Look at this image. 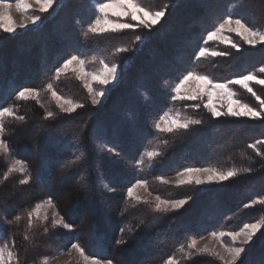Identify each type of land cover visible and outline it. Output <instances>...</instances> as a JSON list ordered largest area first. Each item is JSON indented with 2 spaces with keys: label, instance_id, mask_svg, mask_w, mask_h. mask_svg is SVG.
<instances>
[{
  "label": "trees",
  "instance_id": "16d2710c",
  "mask_svg": "<svg viewBox=\"0 0 264 264\" xmlns=\"http://www.w3.org/2000/svg\"><path fill=\"white\" fill-rule=\"evenodd\" d=\"M140 2L153 9L168 3L175 6L167 9L151 33L141 27L85 39L82 25L86 27L94 19L92 0H60L63 6L55 5L45 13L38 27L15 35L0 34V106L12 105L18 115L25 116V122L12 120L6 124L8 131L3 139L33 176L24 186L18 185L22 178L18 173L0 184V229L9 243L15 240L20 264H39L42 257L53 256L74 241L90 256L112 260L113 264H165L170 256L179 264H222L208 256L185 260L177 249L190 236L199 239L212 231H238L244 223L264 218V205L243 207L264 196V158L247 147L264 139V119H214L199 101L170 100L171 87L188 70L206 74L216 82L256 72L264 66V45L251 48L238 41L241 50L237 52L230 46L209 43L207 47L229 55L194 62V54L205 46L207 32L226 17L237 0ZM232 12L253 28L264 30V0H242ZM137 34L144 39L133 42ZM117 47L130 51L118 54ZM77 53L93 61L86 65L88 70H96L100 59L119 65V79L99 107L92 106L72 73L54 82L60 95L85 105L71 115L60 113L46 92L41 96L43 106L32 100H14L15 92L23 87L43 89L55 67ZM256 74L264 78V73ZM251 87L264 99L263 86ZM233 91L237 99L259 109L260 103L251 93L241 87H233ZM192 105L199 108L194 110ZM46 110L56 112V118L45 121ZM171 112L203 123L187 131L156 133L154 122ZM101 144L120 155L101 150ZM258 147L264 151V145ZM153 149L162 156L149 167L146 152ZM80 152L86 154V162L62 171L61 163ZM141 159L144 163L138 170L135 162ZM9 162L0 156V177ZM205 167L222 171L248 167L252 171L205 187L165 186L156 179L174 176L186 168ZM137 179L147 180L150 192L162 198L192 199L167 214L152 212L150 203L133 207L134 202L126 200V192ZM85 184L87 189L82 187ZM105 184L116 191L108 192ZM48 198L54 200L56 210L75 230L58 228L44 235L38 224L33 242L24 241L27 211ZM17 214L25 217L19 224L4 223L5 218L10 220ZM121 228L125 229L123 233ZM121 238L127 243L116 245ZM238 264H264V228Z\"/></svg>",
  "mask_w": 264,
  "mask_h": 264
},
{
  "label": "snow or ice",
  "instance_id": "6c2138e0",
  "mask_svg": "<svg viewBox=\"0 0 264 264\" xmlns=\"http://www.w3.org/2000/svg\"><path fill=\"white\" fill-rule=\"evenodd\" d=\"M34 2L38 5V9L35 11L32 10L29 0H14L16 12L24 15L27 21H22L17 25L10 14L13 3L9 2V0H0V34L12 35L17 32L18 28L26 31L30 25L35 26L38 22H42L43 15L48 13L49 9H53L55 5L63 6L60 4V0H34ZM240 2H242V0H237L236 3L231 5L226 17L220 20L213 30L207 32L206 36L203 38V45L205 46H201L194 54V62H199L207 57H227L229 55L228 52L213 50L207 47L206 45L211 41L218 40L219 43L230 45L232 49L239 52L241 50L240 46L230 37L226 36V32L235 33L246 45L252 48H255L257 45H264V31L253 28L244 18L233 14L232 9L237 7ZM174 6V4L168 3L153 9L141 3L140 0H92L90 7L94 19L90 21L86 27L82 25L81 34L87 39L90 35L100 37L106 33H118L124 30L136 31V29L141 27L146 30V32L151 33L153 28L165 17L167 9ZM37 12L39 14H37ZM112 17L120 18L119 22L113 20ZM125 18H130L136 23L124 22ZM143 39V35L137 34L133 42H139ZM115 51L118 54L128 53L130 49L128 47H117ZM89 62L93 61L81 57L78 53L70 54L59 66L55 67L54 72L50 74L49 82L43 89L23 87L15 92L14 100H32L43 106L41 96L42 93L46 92L50 94L51 100L55 102L60 113L68 115L75 113L78 109L84 108L85 105L82 102L60 95L54 86L55 81H59L62 76H65L71 71L75 74V79L82 82L92 106L98 105L101 102V98L107 95L108 86L119 79V65L116 63H108L104 59H100L98 61V68L95 71H88L86 65ZM257 72L264 73V66L257 68L256 72H249L246 75L230 79L227 82H216L206 74L198 73L195 70H188L186 74L171 87L172 94L170 100L174 103L196 101L202 96H207L208 103L204 104V107L214 119L221 116L248 117L254 120L264 119V99H261L251 87L252 83L264 86V78H259L256 74ZM231 85H239L255 96L260 103L259 110L236 99V93L232 90ZM213 95L220 96L225 101L222 105L223 110L217 109L212 100ZM192 107L195 110L199 108V105H192ZM56 115V112L46 110L43 119L45 121L54 120ZM12 120L22 123L25 122V116L18 115L17 109L12 105L0 106V156L10 161L3 176L0 177V184L6 182L12 174L18 173L22 177L18 180V185L24 186L31 183L33 179L32 173L24 161L16 158L9 143L3 139L8 131L6 124ZM202 123L203 121L200 119L188 118L181 120L179 115H166L154 122L153 127L156 133H174L180 130L187 131L191 126H198ZM82 131L83 126H81V132ZM76 139L79 140V136H77ZM258 145H264V139L257 140L255 143H250L247 147L252 149L257 156L264 158V151H261ZM100 148L113 156L120 155L116 149L108 145L101 144ZM73 155L75 156L74 159L69 158L61 163L60 168L62 171L73 169L86 162L85 153L80 152L79 154L74 153ZM160 156H162V153L158 149L147 151L146 157L149 167H152V162ZM143 163V159L138 160L135 162V167L139 170ZM251 171L252 169L248 167H233L223 171L208 167L186 168L178 172L175 186L181 187L193 184L200 186L213 182H224L237 177L241 173H250ZM156 179L159 183L164 185L170 183V181L164 179L162 176H158ZM82 187L87 189L86 184L82 185ZM104 187L108 192L116 191V189L110 185L105 184ZM138 188H143L147 192V180L137 179L134 184L127 188L126 200H133L135 202L132 205L133 207L138 203H149L148 200L141 199V197L134 195ZM191 199L192 197L170 200L156 195L154 197L155 202L153 205H150V207L151 211L154 213L167 214L183 208ZM255 205H264V196H258L250 203L244 204L243 207L248 209ZM42 208L53 209L51 218H49L47 212L41 215ZM121 215H123V212ZM23 218L25 217L17 214L10 220L5 218L4 223L8 225L19 224ZM26 221L23 239L29 243L33 242L32 238L35 235L33 230L38 224L43 227L44 235H48L50 231L55 232L58 228H62L68 232L75 230L74 226L68 223L64 216L56 210V204L52 198L37 203L31 210L27 211ZM141 223H143V221H141ZM262 228H264V218L254 223H244L238 231L221 230L210 232L208 234L210 242L215 241L222 251H217L215 247H209L207 244L198 246V239L195 236H190L186 244H180L177 250L182 254L185 260H192L196 256H208L221 261L222 264H238V262L242 260V255L246 253L247 246L254 242V238ZM120 231L123 233L125 229L121 228ZM129 231L131 230L129 229ZM225 238L230 242H226ZM200 239H204V237H200ZM0 241H3V243L0 244V264H20L21 258L14 250L15 240L12 239L11 243H9L2 229H0ZM115 243L119 246L126 244L127 240L121 238L117 239ZM25 251H27V249ZM73 253L79 256L83 264H113L112 260H104L96 256H90L78 241L72 242L70 247L66 249L63 247L59 248L56 255L42 257L40 264H50L51 260H58L60 256L68 257L69 260L65 261L64 264H69L73 257ZM165 264H179V261L174 256H170L165 260Z\"/></svg>",
  "mask_w": 264,
  "mask_h": 264
},
{
  "label": "rangeland",
  "instance_id": "374dc122",
  "mask_svg": "<svg viewBox=\"0 0 264 264\" xmlns=\"http://www.w3.org/2000/svg\"><path fill=\"white\" fill-rule=\"evenodd\" d=\"M29 3H30V5H31L32 10L35 11V10L38 9V5L34 2V0H29ZM50 10H51V9H49V11H50ZM10 14H11V16H12L14 22H15L17 25H19L22 21L27 22L26 19H25V16H24V15H22V14L16 12L15 7H14V3H13V8L10 10ZM37 14H39V13L37 12ZM112 19L115 20V21H117V22H119V20H120V18H118V17H112ZM125 20H130V21H132L130 18H125V19H124V22H127V21H125ZM132 22H135V21H132ZM39 23H40V22H38L35 26H31V25H30L29 28H28L27 30H30V29L35 28V27H38ZM127 23H129V22H127ZM135 23H136V22H135ZM23 31H25V30H21V29L18 28V29H17V32H16L15 34L20 33V32H23ZM261 31H264V30H261ZM15 34H12V35H15ZM225 35L228 36V37H230L234 42H238V41H240V43H242L244 46L251 47V46H249V45H246V44L243 42V40H241L240 37L237 36L235 33L226 32ZM209 43H217V44L224 45V46H230V45H226V44H221V43H219L218 40H216V41H211V42H209ZM257 46H258V45H257ZM251 48H252V47H251ZM86 69H87V68H86ZM96 69H97V68H96ZM87 70H88V69H87ZM88 71H92V70H88ZM93 71H95V70H93ZM69 73H72V72L70 71V72H68L67 74H69ZM72 74H73V73H72ZM74 76H75V74H74ZM78 81L81 83V85H82V87H83L82 82H81L80 80H78ZM116 82H117V81H114L113 84L109 85V86H108V90H109V88H111L113 85H115ZM253 85H257V84L252 83L251 86H253ZM193 86H194V85H193ZM258 86H262V85H258ZM97 87H99V86H97ZM233 87H240V86H239V85H231L232 90H233ZM263 87H264V86H263ZM83 88H84V87H83ZM242 89H243V88H242ZM84 90H85V89H84ZM243 90H244V91H247V90H245V89H243ZM85 92L87 93L86 90H85ZM87 94H88V93H87ZM49 97H50V94H49ZM105 97H106V96L102 97V98H101V102H100L98 105H96L95 107H99V106L102 104V102H103V100L105 99ZM88 98H89V96H88ZM235 98H236V97H235ZM50 99H51V98H50ZM236 99H237V98H236ZM89 100H90V98H89ZM212 100H213V103L215 104V106L217 107V109L223 110V109H222V105L225 103V101L222 99V97H220V96H216V95H213ZM196 101H199V102L202 104V106L204 107V104L208 103V97H207V96H202L201 98L197 99ZM196 101H195V102H196ZM52 102H53L54 105L56 106L55 102H54V101H52ZM90 103H91V102H90ZM204 108H205V107H204ZM259 108H260V106H259ZM205 109H206V108H205ZM206 110H207V109H206ZM257 110H259V109H257ZM207 111H208V110H207ZM166 115L177 116V115H179V114H178V113H173V112H171V113H167V114H165L163 117H165ZM179 118H180L181 120H183V118H181L180 115H179ZM246 118H248V117H246ZM176 176H177V174L174 175V176H170V177H166V178H164V179L170 181V183L167 184L168 186L176 187V186H175ZM157 182H158V181H157ZM158 183H159V182H158ZM220 183H222V182H213V183H209V184H205V185H200V186H198V187H205V186L217 185V184H220ZM159 184H161V183H159ZM162 185H164V184H162ZM167 185H165V186H167ZM193 185H194V184H193ZM184 186H186V185H184ZM194 186H196V185H194ZM134 195L141 197V199H146V200H148L149 203H150L151 205H153L154 202H155V201H154V197H155L156 195H154L153 193H151L150 190H149V188H148V191H147V192H146L143 188H138V189H136V192L134 193ZM42 202H43V201H42ZM132 202H134V201L132 200ZM39 203H41V202H39ZM134 203H135V202H134ZM34 206H35V205H34ZM34 206H33V207H34ZM33 207H32V208H33ZM32 208H31V209H32ZM31 209H30V210H31ZM45 212H47V215L49 216V218H51V216H52V212H53V209L42 208V209H41V215H43ZM172 212H173V211H172ZM225 240H226V242H230V241H227V238H225ZM205 244H207L209 247H215L217 251H222V250L220 249L219 245H218L215 241H211V242H210L209 235L204 236V239H200V238L198 239V246H203V245H205ZM55 255H56V254H55ZM68 260H69L68 257L60 256V258H59L58 260H57V259H53V260H51V261H50V264H64V262H65V261H68ZM220 262H221V261H220ZM221 263H222V262H221ZM39 264H40V262H39ZM69 264H83V261L80 260V258H79V256H78L77 254L73 253V257L71 258Z\"/></svg>",
  "mask_w": 264,
  "mask_h": 264
}]
</instances>
